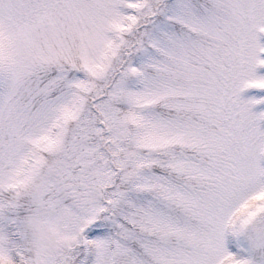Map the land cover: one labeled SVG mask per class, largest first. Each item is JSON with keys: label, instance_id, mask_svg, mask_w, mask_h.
Instances as JSON below:
<instances>
[{"label": "snow or ice", "instance_id": "1", "mask_svg": "<svg viewBox=\"0 0 264 264\" xmlns=\"http://www.w3.org/2000/svg\"><path fill=\"white\" fill-rule=\"evenodd\" d=\"M0 264H264V0H0Z\"/></svg>", "mask_w": 264, "mask_h": 264}]
</instances>
